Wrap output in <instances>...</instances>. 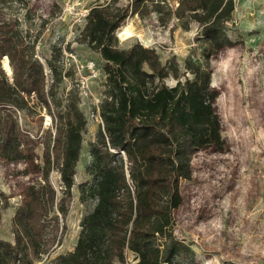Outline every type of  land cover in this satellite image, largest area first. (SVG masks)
Masks as SVG:
<instances>
[{
  "label": "trees",
  "instance_id": "16d2710c",
  "mask_svg": "<svg viewBox=\"0 0 264 264\" xmlns=\"http://www.w3.org/2000/svg\"><path fill=\"white\" fill-rule=\"evenodd\" d=\"M116 1L88 7L79 33V41L103 60L101 122L95 140L89 142L92 159L85 166L91 179L78 185L80 199L91 197L95 203L79 222L73 249L59 254L53 264H114L125 260V250L135 252L129 264H176L173 257L184 247L171 230L172 210L181 200L179 179H189L195 148L221 144L213 107L218 91L200 61L186 57L180 70L174 55L161 62L154 47L136 41L118 48L112 41L127 17L157 12L162 24L174 17L188 29L191 21L196 22L200 28L196 39L207 44L202 50L208 57L231 43L225 22L231 18L234 0H177L175 8L165 0H127L110 9ZM7 2L0 0V157L36 165L35 141L17 116L45 108L55 132L51 145L44 148L41 169L44 177L51 168L58 170L63 184L58 209L65 217L87 118L78 106L76 86L64 102L57 95L66 74L62 48L53 44L45 64L36 58L34 41L27 40L15 19L4 17ZM4 56L10 76L1 68ZM169 75L175 78L173 85L165 83ZM16 263L32 264L22 248L0 240V264Z\"/></svg>",
  "mask_w": 264,
  "mask_h": 264
},
{
  "label": "rangeland",
  "instance_id": "374dc122",
  "mask_svg": "<svg viewBox=\"0 0 264 264\" xmlns=\"http://www.w3.org/2000/svg\"><path fill=\"white\" fill-rule=\"evenodd\" d=\"M108 1L8 0L3 6L4 17L18 22L27 40L34 41L36 58L44 64L56 44L72 51L81 63L93 60L98 68V75L90 81L92 95L78 93V106L87 124L65 217L58 209L63 196L58 170L53 167L44 177L41 169L44 148L47 143L51 145L55 132L45 108L38 114L20 112L17 116L20 126L35 141L36 165L0 157V240L22 248L32 264H53L59 254L73 249L79 222L95 203L91 197L80 199L78 185L91 179L85 166L92 159L89 142L95 140L100 123L91 112L96 97L103 96V60L87 43L79 41V33L85 23L81 14ZM126 1L117 0L109 8ZM165 1L175 8L177 0ZM199 30L192 21L184 29L174 17L162 24L157 12L143 18L131 15L115 29L112 43L125 48L138 41L154 47L161 62L174 55L180 70L186 57L200 61L210 71L211 86L218 91L213 107L221 144L195 148L189 179H179L181 200L172 210L171 230L184 247L173 260L176 264H264V0H234L231 18L225 22L231 43L208 57L202 50L207 44L196 39ZM61 62L66 74L57 95L64 102L76 83L68 63L71 60L64 62L61 57ZM3 63L4 59L1 68L10 76L11 67L7 69ZM44 70L50 84L46 65ZM165 83L173 85L175 78L169 75ZM127 177L130 187L128 173ZM125 253V260L114 264L134 260L135 252Z\"/></svg>",
  "mask_w": 264,
  "mask_h": 264
},
{
  "label": "built area",
  "instance_id": "2783aa9c",
  "mask_svg": "<svg viewBox=\"0 0 264 264\" xmlns=\"http://www.w3.org/2000/svg\"><path fill=\"white\" fill-rule=\"evenodd\" d=\"M177 4V3H175ZM88 12V8L81 14L82 19L84 20L86 14ZM78 18V20H80ZM40 59V58H39ZM42 61V59H40ZM68 62L72 64L74 74H75V83L78 93L81 96L88 97L92 95L90 90V81L98 75V68L96 67L93 60H88L86 63H81L76 55L72 51H67L62 49V61H70ZM46 74V70H44ZM100 99L96 97L95 99V109L91 112V115L95 117L98 122H101V118L98 114V103ZM50 120V117H48Z\"/></svg>",
  "mask_w": 264,
  "mask_h": 264
},
{
  "label": "bare ground",
  "instance_id": "6f19581e",
  "mask_svg": "<svg viewBox=\"0 0 264 264\" xmlns=\"http://www.w3.org/2000/svg\"><path fill=\"white\" fill-rule=\"evenodd\" d=\"M3 59H4V63H3V65H4L7 69H9V68H10V65H9V63H8L7 57L4 56Z\"/></svg>",
  "mask_w": 264,
  "mask_h": 264
},
{
  "label": "water",
  "instance_id": "95a60500",
  "mask_svg": "<svg viewBox=\"0 0 264 264\" xmlns=\"http://www.w3.org/2000/svg\"><path fill=\"white\" fill-rule=\"evenodd\" d=\"M3 60H1V63H2Z\"/></svg>",
  "mask_w": 264,
  "mask_h": 264
},
{
  "label": "crops",
  "instance_id": "0c3cea01",
  "mask_svg": "<svg viewBox=\"0 0 264 264\" xmlns=\"http://www.w3.org/2000/svg\"><path fill=\"white\" fill-rule=\"evenodd\" d=\"M134 15H136V14H134ZM138 16V15H137Z\"/></svg>",
  "mask_w": 264,
  "mask_h": 264
}]
</instances>
